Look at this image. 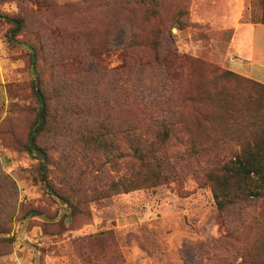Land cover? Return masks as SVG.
Segmentation results:
<instances>
[{"label": "rangeland", "instance_id": "obj_1", "mask_svg": "<svg viewBox=\"0 0 264 264\" xmlns=\"http://www.w3.org/2000/svg\"><path fill=\"white\" fill-rule=\"evenodd\" d=\"M263 6L0 0V14L26 19L15 42L0 19V264H264V196L222 214L207 179L251 140L256 121L224 113L242 100L223 94L244 83L221 76L264 85L237 72L246 58L235 49L254 29L264 36ZM37 79L50 105L37 144L54 192L27 151ZM138 147L165 182L103 195L138 171Z\"/></svg>", "mask_w": 264, "mask_h": 264}, {"label": "trees", "instance_id": "obj_2", "mask_svg": "<svg viewBox=\"0 0 264 264\" xmlns=\"http://www.w3.org/2000/svg\"><path fill=\"white\" fill-rule=\"evenodd\" d=\"M140 1L144 4V0ZM0 19L7 21L11 26L7 37L10 42H15L16 37L26 27L25 17H10L0 14ZM262 23L264 24V6ZM34 65L36 66V63ZM221 77L228 80L233 78L237 83L236 86L240 87V84L243 83L247 86V90L243 84L244 91L236 87L234 92L223 94L224 99L238 102L242 100L244 102L243 104L241 101V106L234 110H224L225 116L229 118L238 114L241 119H245L246 123L249 120L256 121L254 127L251 128V140L244 146L243 151L218 171L211 170L207 173V179L212 187L217 208L223 214L233 205L264 196V85L231 71L223 72ZM42 85L41 80L37 79L33 87V92L38 101V108L35 127L29 135L27 151L40 159L42 184L46 190L54 192L46 173L48 168L47 152L37 144L38 138L49 127L50 117L49 99ZM86 145H92L94 149L98 150L101 141L97 138H90ZM134 156L139 161L140 168L131 174V180L124 178L121 179V182L113 183L103 195L129 193L142 187L140 183L144 182H150V187H157L165 182L156 155L151 154V151H142L138 147L134 150ZM150 169L154 170L152 176L146 177V174L151 171ZM140 175H143V178ZM126 182L130 183L127 184ZM66 202L70 203L69 200H66ZM4 240L10 241L9 238Z\"/></svg>", "mask_w": 264, "mask_h": 264}, {"label": "crops", "instance_id": "obj_3", "mask_svg": "<svg viewBox=\"0 0 264 264\" xmlns=\"http://www.w3.org/2000/svg\"><path fill=\"white\" fill-rule=\"evenodd\" d=\"M254 33L247 40L236 42L235 49L246 59L239 60L237 72L241 75L251 76L256 74L261 76L260 81L264 82V36L260 31L253 30ZM263 77V78H262Z\"/></svg>", "mask_w": 264, "mask_h": 264}]
</instances>
